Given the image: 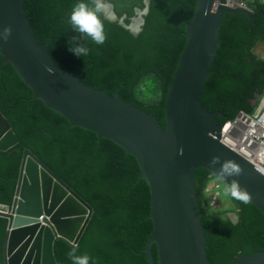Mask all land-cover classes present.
I'll use <instances>...</instances> for the list:
<instances>
[{
	"label": "trees",
	"instance_id": "16d2710c",
	"mask_svg": "<svg viewBox=\"0 0 264 264\" xmlns=\"http://www.w3.org/2000/svg\"><path fill=\"white\" fill-rule=\"evenodd\" d=\"M128 1L133 11L144 9L145 0H109L119 20H104L107 40L103 45L81 41L90 49L85 57L70 52L68 43L78 35L66 23L78 0H23V6L38 41L46 45L51 40L48 53L59 67L71 76H81L91 89L110 97L119 94L123 102L156 118L165 128L166 98L198 0H147L149 12L137 36L127 31V23L119 22L122 14L129 15ZM247 7L253 14L251 23L243 15L225 16L220 48L206 83L202 107L224 115L226 120H219L221 127L240 113L253 115L264 98V59L254 54L258 46H264V4L254 1ZM1 63L0 55V112L19 145L0 152V205H12L23 155L29 150L94 211L76 246L77 254H88L90 264H149L145 248L154 231L152 197L137 160L109 141L99 142L93 133L69 129L66 120L34 102L14 70ZM147 82L154 86L144 99L141 90ZM210 176L205 169L195 175L209 263L232 264L242 256L264 252L263 212L253 203L242 204L225 196L221 183L219 198L229 209L215 208L210 213ZM7 225L0 218V264H4ZM72 247L64 240L55 243L58 264H72L68 257ZM152 254L157 264L156 245Z\"/></svg>",
	"mask_w": 264,
	"mask_h": 264
},
{
	"label": "water",
	"instance_id": "95a60500",
	"mask_svg": "<svg viewBox=\"0 0 264 264\" xmlns=\"http://www.w3.org/2000/svg\"><path fill=\"white\" fill-rule=\"evenodd\" d=\"M149 8L138 15H148ZM250 10H230L226 0H198L194 19L185 33L186 48L173 76L165 104V128L160 122L120 99L91 89L81 76H71L48 53L51 40L42 45L32 31L23 0H0V28L13 34L0 41L1 66H10L33 95V101L66 120L70 127L93 133L133 156L150 187L154 231L145 248L149 264H210L207 240L197 203L195 175L209 169V161L233 160L243 170L234 177L251 195V203L264 214V173L221 144L223 114L202 107L206 83L218 55L225 16ZM111 22L118 17L111 6ZM126 18L119 22L125 26ZM144 20L141 22L142 29ZM134 36L141 34L126 27ZM19 141L0 112V152L16 148ZM219 167V166H217ZM230 178L227 182L231 183ZM220 182V181H219ZM224 185V182H221ZM92 207L73 189L26 150L11 206L0 205V218L8 222L4 264H58L56 242L77 246L93 216ZM236 221V216L232 217ZM232 264H264V252L245 255Z\"/></svg>",
	"mask_w": 264,
	"mask_h": 264
},
{
	"label": "clouds",
	"instance_id": "9594fccd",
	"mask_svg": "<svg viewBox=\"0 0 264 264\" xmlns=\"http://www.w3.org/2000/svg\"><path fill=\"white\" fill-rule=\"evenodd\" d=\"M110 8L109 0H78L73 5L66 23L78 35L72 36L68 40L70 52L77 57H85L89 54L90 49L81 41L91 40L96 45H103L106 42L104 20L111 19L109 16ZM12 34L11 25L0 28V41L7 43ZM257 158L264 163V150L257 153ZM209 169L211 170L210 180L224 182L225 196L238 200L242 204L251 203L249 192L240 185L237 179H234V177L243 175V170L235 161H221L219 156H213L209 161ZM260 171L264 173V169H260ZM230 178H232L231 183H228ZM209 212H215L214 202L209 205ZM68 257L72 264H90L91 261L88 254H77L76 246H73L68 252Z\"/></svg>",
	"mask_w": 264,
	"mask_h": 264
},
{
	"label": "built area",
	"instance_id": "2783aa9c",
	"mask_svg": "<svg viewBox=\"0 0 264 264\" xmlns=\"http://www.w3.org/2000/svg\"><path fill=\"white\" fill-rule=\"evenodd\" d=\"M249 1L264 4V0H226V8L249 10L247 7ZM220 142L257 169H264V163L257 158V153L264 150V98L253 115L240 113L234 121L227 122L221 128ZM220 185V182L210 185L211 203L213 198L218 199Z\"/></svg>",
	"mask_w": 264,
	"mask_h": 264
},
{
	"label": "rangeland",
	"instance_id": "374dc122",
	"mask_svg": "<svg viewBox=\"0 0 264 264\" xmlns=\"http://www.w3.org/2000/svg\"><path fill=\"white\" fill-rule=\"evenodd\" d=\"M249 2H251V1H249ZM131 2L130 1H128V4H129V6H128V8H127V10H126V12L129 14V15H126V14H122L121 15V17H120V19L121 18H123V17H125L126 18V21H129L130 19H134L133 18V9H132V3L130 4ZM121 8H124V5H122V7ZM138 10V9H137ZM118 11H119V8H118ZM140 11V10H139ZM123 13V12H122ZM118 17V16H117ZM128 24H129V22H128ZM133 27V26H132ZM254 54L259 58V59H264V46L263 45H261V46H258L256 49H255V51H254ZM153 83L151 84L150 82H147L144 86H143V88H142V90H141V97H143L144 99H147V96H148V94H150V92L152 91V89H153ZM217 182H219V181H217ZM214 182H212L211 184H213ZM210 184V185H211ZM221 184V183H220ZM209 189H210V186H209ZM222 189V186L220 185V189L219 190H221ZM223 189H224V185H223ZM218 194H219V191H218ZM220 196H218V199H216V198H213L212 199V203L214 202V206H215V208H221V207H223V208H225V209H229V205L225 202V201H222V200H220V198H219ZM231 217H233V216H235L234 214H232V213H230L229 214Z\"/></svg>",
	"mask_w": 264,
	"mask_h": 264
},
{
	"label": "flooded vegetation",
	"instance_id": "af4514ba",
	"mask_svg": "<svg viewBox=\"0 0 264 264\" xmlns=\"http://www.w3.org/2000/svg\"><path fill=\"white\" fill-rule=\"evenodd\" d=\"M110 5L114 8V13H115V7L112 4H110ZM147 7L149 8V2L147 0H145L144 1V9L142 11L135 9L134 10V16H133L134 19L133 20L130 19L129 21H125V23H127V24L129 22L128 26L131 27L133 29V31L136 33L140 32L142 30L141 22L143 20L145 22V18L147 17V15L146 16L138 15L137 12L143 13L144 11H147Z\"/></svg>",
	"mask_w": 264,
	"mask_h": 264
}]
</instances>
